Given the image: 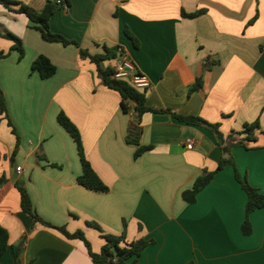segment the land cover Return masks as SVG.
Listing matches in <instances>:
<instances>
[{"label": "crops", "instance_id": "crops-1", "mask_svg": "<svg viewBox=\"0 0 264 264\" xmlns=\"http://www.w3.org/2000/svg\"><path fill=\"white\" fill-rule=\"evenodd\" d=\"M17 1L41 12L50 0ZM198 10L204 13L182 16ZM50 27L91 53L119 46L117 57L103 65L114 68L127 55L148 76L146 104L159 111L142 116L139 140L153 148L135 158L136 146L127 142L133 109L123 111L120 94L103 85L76 45L45 41L25 14L0 4V29L21 38L25 49L20 60L13 42L0 35V52H8L0 61V87L20 139L12 163L17 136L0 114V226L9 233L0 264H15L12 245L21 242L20 264H93L83 241L23 212L18 178L41 217L70 232L82 230L95 252L105 243L103 234H122L125 222L129 242L154 240L137 264H264V208L251 214L254 230L244 235L247 195L233 166L218 171L195 203L182 196L228 152L240 175L264 193V0H63ZM39 55L57 67L54 76L31 71ZM198 78L203 87L188 95ZM61 111L79 128L108 192L77 182L82 165L58 121ZM172 112L219 123L225 137L256 121L259 128L247 148L224 151L207 129ZM187 138L194 148H187Z\"/></svg>", "mask_w": 264, "mask_h": 264}, {"label": "trees", "instance_id": "trees-1", "mask_svg": "<svg viewBox=\"0 0 264 264\" xmlns=\"http://www.w3.org/2000/svg\"><path fill=\"white\" fill-rule=\"evenodd\" d=\"M8 11L13 13L25 14L29 21L30 27L39 31L42 38L47 42H57L63 45H76L79 48V54L81 58L89 59L96 67L98 77L102 80L105 87L116 91L121 96V107L125 113H128L133 109L135 116L128 131L127 142L136 146L135 158H138L143 153L152 150V145H142L139 137L142 132L141 118L145 113L158 112L156 108H152L146 104L148 88H139L132 84L129 80L123 78H115V69L110 65L104 66L107 61L113 60L120 53L119 46L108 47L103 46V52L91 53L88 49L82 47V45L76 40H69L61 34L55 33L51 30L50 20L54 13L58 10L62 3L54 1H48L43 11L38 12L29 5L17 1V0H0ZM203 10H198L193 13L182 12V16L187 18H195L203 14ZM255 20V19H254ZM127 35L134 41L135 45H138L137 38L129 31L126 30ZM0 35L13 42L12 50H15L19 54L21 60L25 55V49L21 38L9 31H3L0 29ZM8 55V52H0V61ZM206 69L210 68V64L204 65ZM32 72H37L41 78L48 79L54 76L57 72V67L52 61L45 55H39L31 66ZM203 87L202 78H198L194 84L188 88V95H191L194 91H198ZM0 114H5L8 118V123L12 127L13 133L17 136V144L12 156V163H14V156L19 146V137L15 130L13 123L11 122L8 114V108L4 91L0 87ZM172 115L179 121L203 127L207 129L219 146L228 148L232 146L248 147L249 142L255 140V130L259 128V122L256 121L251 124H246L245 128L241 132H236L228 137H225L220 130L219 123H211L200 116H183L176 112H172ZM59 123L66 129L76 143L78 155L80 157L82 165V173L78 176L77 182L88 190L100 193H106L110 190L109 186L101 179L90 160L86 156L85 147L82 140V135L77 125L63 112L58 115ZM227 165L235 168L236 180L241 184L243 190L247 195V202L245 206V219L241 225V231L244 235H251L253 233V224L251 222V214L264 208V193H262L257 187L253 186L246 176H241L235 167V162L230 152L221 157L218 165L214 171L206 172L195 180L192 187L183 192V199L187 203H195L197 195L202 191L214 178L216 173L222 170ZM3 181H0V185ZM16 188L20 193V204L24 213H26L34 223H39L44 227L57 230L60 234L68 239H80L84 242L87 251L93 261V264H137L142 252L151 244L154 243L153 239H139L129 242L126 237V223L124 222V230L120 235L103 234L105 239L104 245L99 252H95L92 248V244L86 237L82 230L70 232L64 225H55L39 215L36 208L33 205L30 194L26 187L24 179H17L15 183ZM100 232L102 229L99 225L90 224ZM9 245V233L7 229L0 226V256L4 254ZM15 256V264H20L21 253L23 249L22 242L12 245Z\"/></svg>", "mask_w": 264, "mask_h": 264}, {"label": "built area", "instance_id": "built-area-1", "mask_svg": "<svg viewBox=\"0 0 264 264\" xmlns=\"http://www.w3.org/2000/svg\"><path fill=\"white\" fill-rule=\"evenodd\" d=\"M57 3H62L63 0H57ZM115 78H123L129 80L132 84L139 88H150L151 81L147 75L142 74L138 71L135 63L127 56L122 55L118 58V61L114 67ZM195 140L193 138H187L185 144L188 149H192L195 146ZM18 174H21L23 169L21 166L16 168Z\"/></svg>", "mask_w": 264, "mask_h": 264}, {"label": "water", "instance_id": "water-1", "mask_svg": "<svg viewBox=\"0 0 264 264\" xmlns=\"http://www.w3.org/2000/svg\"><path fill=\"white\" fill-rule=\"evenodd\" d=\"M54 2H57V0H54ZM135 118H137V117L135 116ZM224 151H228V148L225 147V148H224Z\"/></svg>", "mask_w": 264, "mask_h": 264}]
</instances>
